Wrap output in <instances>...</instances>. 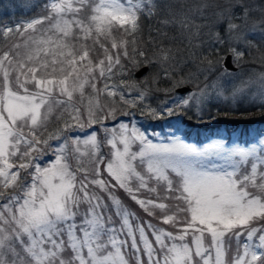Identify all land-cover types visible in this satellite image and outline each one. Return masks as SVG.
I'll return each instance as SVG.
<instances>
[{"label":"snow or ice","instance_id":"obj_1","mask_svg":"<svg viewBox=\"0 0 264 264\" xmlns=\"http://www.w3.org/2000/svg\"><path fill=\"white\" fill-rule=\"evenodd\" d=\"M235 6L216 13L229 39L215 40L229 43L239 65V45L252 41L235 21L246 23L252 9L239 3L237 17ZM39 7L35 18L0 26V38L18 37L0 51V264H264V132L198 146L178 128L162 133L117 119V102L136 108L148 95L113 82L126 72L122 61L152 64L151 52L172 79L176 53L164 29H184L192 45L199 28L169 12L144 40L143 21L157 19L158 0H41ZM213 68L209 60L198 71ZM208 89L223 95L222 84L205 83L162 111L202 112ZM241 91L233 90V102Z\"/></svg>","mask_w":264,"mask_h":264},{"label":"rangeland","instance_id":"obj_2","mask_svg":"<svg viewBox=\"0 0 264 264\" xmlns=\"http://www.w3.org/2000/svg\"><path fill=\"white\" fill-rule=\"evenodd\" d=\"M194 2L195 3L190 6V9L188 11H184L183 13H181L179 7L177 8L176 13L181 14L182 16H187L189 18L192 32H195L197 28H199V36L202 38L198 37V39H201L203 41L204 36L207 34V37L204 40L206 45V60L205 63L201 64L198 69H206L207 62L210 60L214 65L213 71L211 72L213 73L212 76L208 77L210 73L205 72L196 80L197 76H194L197 74L195 72H186V74L181 77L182 80H176V78L174 77H172V79H169L168 83L165 86L161 87V94H154L150 91L147 84L148 81L145 79V77H141L139 79L140 81L130 80L127 77L128 71H126L122 76L118 75L114 77L113 82L119 83V81L123 79L127 84L133 85L136 88L148 90L147 99L144 102L143 106L138 104L136 108H129L127 105H123L122 103L117 102V106L120 109L117 112L118 120H123L124 122L133 121L136 122L138 126H142L144 129L155 130L156 132L162 133H168L173 131L174 128H178L179 132L177 134L180 135L185 140V142L202 146L204 144H208L215 140L223 138L224 132L221 131L222 128L220 129V131L222 132L221 135H212L201 144H197L193 141H188L181 134L182 129L185 125V123L181 121V118H183V116L180 115L181 113L183 114V112L185 111L187 113H190L189 115H193L194 125H210L215 121V116L218 115L219 111L217 109L227 108V110L230 111V116L232 115L233 117L238 118L240 115L239 110L243 111L244 109L251 108L253 106H260L261 102L264 101V25L261 24V21H264V0H195ZM40 3L41 0H0V18H5L4 16L7 13L8 17H11L13 12L15 11L19 12L20 15H24L28 11L34 12L36 8H38L36 12L39 15L41 13V9L39 7ZM204 3H209L212 5V7L203 9L202 5ZM239 3H244L250 6V8L252 9V14L246 23L242 22L240 19H237L235 21L236 23L241 24V32L246 34L248 40L252 41V43L248 46H245V44L243 43L239 45L240 49L245 52V55L240 61L239 65L235 63L232 57L233 63L237 66V70L230 71L221 65L224 55L227 52L231 53V51L229 43H216V34H219V36L223 37L226 41L229 39L226 33V25L219 22L216 13L218 11L225 10L233 5H236L235 7H232L231 10L237 17H239L241 15V9L238 6ZM32 5H35V7H32ZM30 19L21 17V21L17 22L16 24ZM204 24L207 26L205 27ZM14 26L15 25H13V27ZM175 28L182 30V28L179 27ZM252 32H254L255 34H249ZM185 35L187 36L188 32H186ZM13 41L18 42V37L14 36L11 39L0 38V51L7 49ZM232 43H235L234 39ZM189 74H192L190 78ZM206 75L208 77L207 80L205 78ZM177 81H179V83H177ZM213 81L223 85V95L217 96L212 89H208V95L210 98L202 106V112H198L196 108H192L191 110L175 109L174 114H178V116H174V114L168 115L167 112L162 111V106L165 104V102L171 104L173 100H179L187 96L190 92H194L199 88H203L205 83H211ZM187 82L192 83L189 84L190 89L182 93L173 91L176 86L182 85ZM98 87H102V84H98ZM238 88L243 89V91L238 93V95L235 97V102H233V90ZM135 95V92L126 94L127 98H132ZM224 97H227L228 99H225ZM101 102L110 103L111 100L109 98L102 97ZM149 108L155 109L158 113L161 114L157 116L151 115L148 111ZM125 111L130 112L131 115H123L122 113ZM216 112L217 114L215 115ZM166 116L168 119L170 117H174L176 119L166 120ZM186 120L190 122V117H186ZM114 123L115 121L111 119L104 121V124L109 127H111ZM56 127L57 124L52 123L49 126V131H53ZM92 129H99V131H97L96 133L97 138L102 139L104 133L101 126L93 125ZM92 129H88V131H91ZM200 131L202 132V130ZM230 134L232 138V132ZM234 134L235 133H233V140H235ZM101 153L107 159L109 154V147L106 145H102ZM125 195L127 196L126 193ZM138 215L142 216L145 219H149L145 216V214L141 215L138 213Z\"/></svg>","mask_w":264,"mask_h":264},{"label":"trees","instance_id":"obj_3","mask_svg":"<svg viewBox=\"0 0 264 264\" xmlns=\"http://www.w3.org/2000/svg\"><path fill=\"white\" fill-rule=\"evenodd\" d=\"M194 1L195 0H158V2L160 3V14L156 20L145 19L143 21V39L147 40L150 29L152 30V34L155 35V29L159 27L158 21L160 19L166 18L169 12L176 13L177 8L179 7L181 13H183L184 11H188L190 9V6L195 3ZM37 9L38 8H36L34 12L28 11L24 15H20L19 12L15 11L11 15V17H8L7 13L4 16L5 18H0V26L16 25L17 22L21 21V17L25 19L36 17L38 15L36 12ZM204 26L206 27L207 25L204 24ZM164 31L166 32V36L162 37V39L165 45L171 47L173 52L176 53V61L174 62V64L177 66V72L173 77L176 78V80H182L181 77L186 74V72H195L197 75H195L194 77L197 76V80L198 77L202 76V74H200L201 71H198L196 69H198L201 64L205 63L206 60V45L204 40L207 37V34L204 36L203 41L201 39L194 38L193 44L189 45L187 40L188 35H185L186 31L184 29L180 30L176 29L175 27H169L167 29H164ZM149 56L151 57L153 63H144L147 64L149 68L148 71L142 77H145V79L148 81L147 84L152 93L161 94V87L165 86L168 83L169 79L163 75L162 69L156 57L152 56L151 52H149ZM122 62L125 63L126 71H128L127 77L130 80L140 81L139 79L141 77L136 78L132 75L133 70L137 66H132L126 60ZM180 68H183V70L180 71ZM212 75L213 73H210L208 77ZM187 83L192 84L190 82ZM217 110L219 112L218 115L215 116V121L212 122L210 125L204 124L202 126L194 125V116L189 115L190 113L184 111L183 114H180L183 116V118H181V121L185 123L184 129H187V131L189 132H193L197 137H199L201 133L209 136L220 135L221 131L238 132L241 134L247 131H264V107H261V105L253 106L251 108L244 109L243 111L239 110L240 115L238 118H235L232 115L230 116V111H228L227 108H220ZM216 114L217 112L215 113V115ZM174 116H178V114H174ZM186 117H190V122L186 120ZM170 119L176 118L170 117L168 119L166 116V120ZM221 128L222 130L220 131ZM200 130H202V132ZM117 195L120 197L122 202L132 211H135L137 214L139 213L141 215H144L143 211L139 209V206L136 205V203L130 198H128L122 190H119L117 192Z\"/></svg>","mask_w":264,"mask_h":264},{"label":"water","instance_id":"obj_4","mask_svg":"<svg viewBox=\"0 0 264 264\" xmlns=\"http://www.w3.org/2000/svg\"><path fill=\"white\" fill-rule=\"evenodd\" d=\"M222 65L230 70H236V66L232 63L231 60V54L230 53H226L223 61H222ZM148 69V66L146 64L141 65L140 67H138L135 71H134V76L136 77H140L142 76ZM190 89V86L188 84H183L181 86H177L174 91H178V92H184L186 90Z\"/></svg>","mask_w":264,"mask_h":264}]
</instances>
